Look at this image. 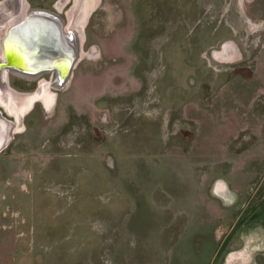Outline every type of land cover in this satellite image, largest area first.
<instances>
[{
  "label": "rangeland",
  "instance_id": "obj_1",
  "mask_svg": "<svg viewBox=\"0 0 264 264\" xmlns=\"http://www.w3.org/2000/svg\"><path fill=\"white\" fill-rule=\"evenodd\" d=\"M81 51L0 152V264H264V0H98Z\"/></svg>",
  "mask_w": 264,
  "mask_h": 264
},
{
  "label": "water",
  "instance_id": "obj_2",
  "mask_svg": "<svg viewBox=\"0 0 264 264\" xmlns=\"http://www.w3.org/2000/svg\"><path fill=\"white\" fill-rule=\"evenodd\" d=\"M65 24L56 12L31 8L16 23L6 25L0 39V93L8 91L16 94L9 87L10 73L29 78L50 73V77L58 82L57 89L70 82L82 44L76 33L66 32ZM21 115L17 116L18 121L22 119ZM5 123L12 126L0 111V130L5 127L1 124ZM220 246L214 251L209 264L215 259Z\"/></svg>",
  "mask_w": 264,
  "mask_h": 264
},
{
  "label": "bare ground",
  "instance_id": "obj_3",
  "mask_svg": "<svg viewBox=\"0 0 264 264\" xmlns=\"http://www.w3.org/2000/svg\"><path fill=\"white\" fill-rule=\"evenodd\" d=\"M0 1H1L0 2V39H1L2 33L6 25H12L16 23L18 20H20L27 12L28 8L23 0H5V1L0 0ZM63 1L65 2V0H62L60 5L63 3ZM71 1H72L71 7L67 11L66 19H68V22H66L65 24V30L66 32L76 33L80 41V44H82L83 30L86 24V20L90 15V13L95 9L98 0H71ZM60 8L58 7V9ZM83 55H85L84 51H80L79 60L83 57ZM95 55L96 54L94 53V56ZM54 86L58 88L59 87L58 82L54 78H51L50 81L48 82H41L38 86V89L35 90V92L33 91L28 94H21L19 98L16 96V94L14 95L13 93L7 91V93L4 92L5 94L4 97L0 96V103L10 113L15 109V106H16V110L19 106L20 110L22 109V111L26 112L27 110H29V108H31L32 104L36 100L41 102L46 107L47 110H50L53 104L55 103V98H56V93L52 91Z\"/></svg>",
  "mask_w": 264,
  "mask_h": 264
},
{
  "label": "flooded vegetation",
  "instance_id": "obj_4",
  "mask_svg": "<svg viewBox=\"0 0 264 264\" xmlns=\"http://www.w3.org/2000/svg\"><path fill=\"white\" fill-rule=\"evenodd\" d=\"M26 1V3H27V8L28 9H31V8H39L38 6H36V5H33L32 4V1L31 0H25ZM59 1V0H58ZM58 1H56V5H55V7L53 8L54 9V11L56 12V13H58V14H60V15H63V10H61L60 11V9H58V7L60 8H62V7H64V6H66L67 4H68V2L69 1H63V3L60 5V4H58L57 2ZM62 1V0H61ZM60 5V6H59ZM57 7V8H56ZM59 10V11H58ZM64 10H65V7H64ZM66 11V10H65ZM64 16H66V14H65V12H64ZM67 17V16H66ZM65 17V18H66ZM228 45L229 44H225V45H223V53L225 54V52L226 51H228L229 50V48H228ZM89 57H91V56H94V53H90V54H87ZM46 74V76H48V79H45V80H43V82H48V81H50V79H51V77H50V73H44V74H42V75H45ZM17 75V79H18V77H20V80H21V78H23V80H26V79H29V77H27V76H23V75H19V74H14V73H10L8 76H13V77H15ZM41 75V76H42ZM38 86H39V84H37V87H36V89L35 90H37L38 89ZM9 87H10V89L12 90H14V92L17 94V95H20V94H22L21 92H19V91H17V90H15V87L14 86H10V84H9ZM35 90H34V92H35ZM52 91H54L55 93H56V101H57V97L59 96V94H60V90L59 89H52ZM0 96H2V97H4L5 96V94H4V92H1V95ZM36 102H39V101H35L34 103H36ZM34 103L32 104V106H31V108H29V110H27L26 112L25 111H21L20 109H19V106H18V108H17V110H16V106H15V109L10 113V112H8L3 106H1L0 105V107H1V109H0V111H1V113H2V115H3V117H5L6 118V120L7 121H10L11 123H12V126L10 125V124H8V123H5V124H1L2 126H5L3 129H1L0 130V152H4L5 151V149L7 148V146L9 145V143L11 142V140L13 139V137H14V135L15 134H17L18 132H25V130H26V127H25V125H24V115H26L27 113L28 114H30L32 111H34L33 109H34ZM40 104H41V106L44 108V109H46V107L41 103V102H39ZM56 103V102H55ZM3 107V108H2ZM47 110V109H46ZM17 111V112H16ZM21 113H20V112ZM9 114V115H8ZM19 114H22L21 115V118L22 119H20L19 121L17 120V116L19 115ZM24 114V115H23ZM15 115V116H14ZM19 124V125H18ZM18 126H19V128H18ZM16 129V130H15ZM9 133H10V136H9ZM9 138V139H8ZM213 192H214V194H216V196H219V197H221L224 201H228L231 197H230V192H229V190H227L226 189V183H224V181L222 180V179H219V180H217V182L214 184V187H213ZM220 198V199H221ZM234 199V198H233ZM233 199H232V201H229L228 203H229V205H233L235 202H236V198H235V200L233 201ZM236 226H238V222H236V223H234L233 225H232V227H231V229H230V231H234V228L236 227ZM256 225L254 224V226H252V227H255ZM257 226H258V224H257ZM258 227H260V226H258ZM262 228V227H261ZM222 247V244H221V246H220V248ZM220 248H219V250H220ZM224 247H222L221 248V251H222V249H223ZM220 251V252H221ZM218 253H219V251H218ZM217 253V254H218ZM217 256V255H216ZM216 258V257H215ZM238 259V257L237 256H233L232 257V261H235V260H237Z\"/></svg>",
  "mask_w": 264,
  "mask_h": 264
},
{
  "label": "trees",
  "instance_id": "obj_5",
  "mask_svg": "<svg viewBox=\"0 0 264 264\" xmlns=\"http://www.w3.org/2000/svg\"><path fill=\"white\" fill-rule=\"evenodd\" d=\"M196 224H198V223L196 222ZM213 229L214 228H212V230ZM207 243H208L207 245H203L206 248L205 250H203V252H205L204 259L201 258L203 261H200L197 264H206L208 262V260H209L208 259L209 256L212 254V252L215 251V248L217 247V244H215L216 242H215L214 239H209ZM194 248H195V246H194ZM196 250H198V253H196V254H199L201 252L202 248H201L200 244H199V246L197 248H195V251Z\"/></svg>",
  "mask_w": 264,
  "mask_h": 264
},
{
  "label": "crops",
  "instance_id": "obj_6",
  "mask_svg": "<svg viewBox=\"0 0 264 264\" xmlns=\"http://www.w3.org/2000/svg\"><path fill=\"white\" fill-rule=\"evenodd\" d=\"M219 243H220V244H219L218 246H220L223 242H219ZM218 246H217V247H218Z\"/></svg>",
  "mask_w": 264,
  "mask_h": 264
}]
</instances>
